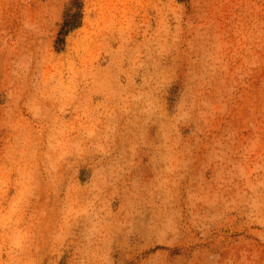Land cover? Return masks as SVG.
I'll list each match as a JSON object with an SVG mask.
<instances>
[{
    "label": "rangeland",
    "instance_id": "obj_1",
    "mask_svg": "<svg viewBox=\"0 0 264 264\" xmlns=\"http://www.w3.org/2000/svg\"><path fill=\"white\" fill-rule=\"evenodd\" d=\"M0 264H264V0H0Z\"/></svg>",
    "mask_w": 264,
    "mask_h": 264
},
{
    "label": "trees",
    "instance_id": "obj_2",
    "mask_svg": "<svg viewBox=\"0 0 264 264\" xmlns=\"http://www.w3.org/2000/svg\"><path fill=\"white\" fill-rule=\"evenodd\" d=\"M77 1V0H75ZM79 3V2H75ZM82 13L80 10L75 12H67L66 17L61 25V29L59 31V35H65L70 30V28H75L81 22ZM63 38L59 37L57 41H62Z\"/></svg>",
    "mask_w": 264,
    "mask_h": 264
}]
</instances>
